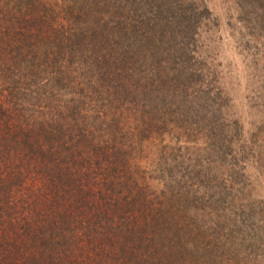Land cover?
I'll return each instance as SVG.
<instances>
[{
  "label": "trees",
  "instance_id": "16d2710c",
  "mask_svg": "<svg viewBox=\"0 0 264 264\" xmlns=\"http://www.w3.org/2000/svg\"><path fill=\"white\" fill-rule=\"evenodd\" d=\"M210 16L0 0V264H263L245 216L261 138L199 54Z\"/></svg>",
  "mask_w": 264,
  "mask_h": 264
},
{
  "label": "rangeland",
  "instance_id": "374dc122",
  "mask_svg": "<svg viewBox=\"0 0 264 264\" xmlns=\"http://www.w3.org/2000/svg\"><path fill=\"white\" fill-rule=\"evenodd\" d=\"M203 2L211 16L199 27L198 44L203 47L199 54L217 64L218 77L231 97L228 114L233 113L231 118L237 120L243 136L261 138L257 143L262 159L249 160L246 168L250 180L246 189L256 202L255 210L249 212L248 207L245 216L255 212L250 222L256 226L252 231H257L258 225L264 228V0ZM260 261L264 264V259Z\"/></svg>",
  "mask_w": 264,
  "mask_h": 264
}]
</instances>
